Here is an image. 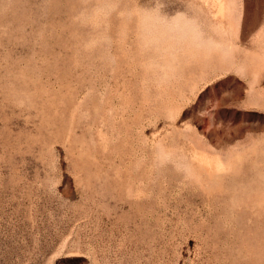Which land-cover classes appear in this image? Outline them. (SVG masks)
Instances as JSON below:
<instances>
[{
    "label": "rangeland",
    "instance_id": "obj_1",
    "mask_svg": "<svg viewBox=\"0 0 264 264\" xmlns=\"http://www.w3.org/2000/svg\"><path fill=\"white\" fill-rule=\"evenodd\" d=\"M0 264H264V0H0Z\"/></svg>",
    "mask_w": 264,
    "mask_h": 264
}]
</instances>
